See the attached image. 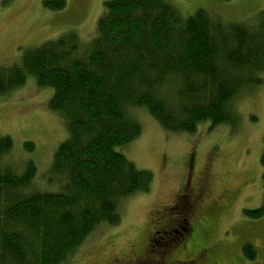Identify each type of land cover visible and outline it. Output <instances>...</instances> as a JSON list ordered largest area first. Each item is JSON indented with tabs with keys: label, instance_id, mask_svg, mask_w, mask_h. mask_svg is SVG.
<instances>
[{
	"label": "trees",
	"instance_id": "1",
	"mask_svg": "<svg viewBox=\"0 0 264 264\" xmlns=\"http://www.w3.org/2000/svg\"><path fill=\"white\" fill-rule=\"evenodd\" d=\"M65 5L43 1L50 10ZM263 74L264 11L238 23L201 8L182 17L168 0H105L88 43L69 31L0 67V96L33 78L53 90L48 107L68 133L45 181L51 189L36 185L32 161H6L13 143L0 137V264H65L98 226L120 222L124 199L150 191L152 173L115 150L142 132L132 111L145 108L170 133L232 126V101ZM242 252L257 255L249 243Z\"/></svg>",
	"mask_w": 264,
	"mask_h": 264
},
{
	"label": "rangeland",
	"instance_id": "2",
	"mask_svg": "<svg viewBox=\"0 0 264 264\" xmlns=\"http://www.w3.org/2000/svg\"><path fill=\"white\" fill-rule=\"evenodd\" d=\"M45 0H0V67L20 62L29 49L58 39L73 31L83 43L96 35V24L105 0H65L61 10L43 6ZM182 17L198 9L226 22H244L264 11V0H168ZM258 86L245 88L232 101L237 114L235 125L208 129L202 123L193 134L163 130L145 108L132 111L142 126L134 140L116 147L139 170L150 171L153 183L147 193L129 196L120 204V222L98 226L65 264H178L165 262L161 252L148 254L155 212L171 206L190 176L193 181L208 172L210 201L216 208L209 254L215 264H264V212L258 218L245 211L264 207V179L260 157L264 153V74ZM53 90L39 87L33 78L0 96V137L9 136L12 153L6 161L36 166V185L46 184L53 156L67 139L65 119L48 107ZM34 149L27 153L24 144ZM251 244L257 251L251 261L242 247ZM152 244V243H151ZM176 255L174 254V257ZM177 258V256H176Z\"/></svg>",
	"mask_w": 264,
	"mask_h": 264
},
{
	"label": "flooded vegetation",
	"instance_id": "3",
	"mask_svg": "<svg viewBox=\"0 0 264 264\" xmlns=\"http://www.w3.org/2000/svg\"><path fill=\"white\" fill-rule=\"evenodd\" d=\"M211 186L208 172L197 179L188 176L171 206L155 212L153 234L159 241L149 239L148 254L160 251L165 262L178 264H215L208 250L213 212L222 207L221 201H210ZM152 243V244H151ZM174 254L177 256L174 257ZM134 260L127 263L133 264Z\"/></svg>",
	"mask_w": 264,
	"mask_h": 264
}]
</instances>
